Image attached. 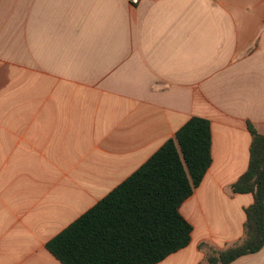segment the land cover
<instances>
[{
  "label": "crops",
  "instance_id": "1",
  "mask_svg": "<svg viewBox=\"0 0 264 264\" xmlns=\"http://www.w3.org/2000/svg\"><path fill=\"white\" fill-rule=\"evenodd\" d=\"M195 116L213 163L181 207L201 264L241 242L251 123L264 135V0H0V264L47 244ZM231 264H264V248Z\"/></svg>",
  "mask_w": 264,
  "mask_h": 264
},
{
  "label": "trees",
  "instance_id": "2",
  "mask_svg": "<svg viewBox=\"0 0 264 264\" xmlns=\"http://www.w3.org/2000/svg\"><path fill=\"white\" fill-rule=\"evenodd\" d=\"M252 135L248 171L236 193L252 194L241 242L211 250L201 264H231L264 248V135ZM211 121L192 117L136 172L47 244L62 264H158L189 246L181 213L213 163Z\"/></svg>",
  "mask_w": 264,
  "mask_h": 264
},
{
  "label": "built area",
  "instance_id": "3",
  "mask_svg": "<svg viewBox=\"0 0 264 264\" xmlns=\"http://www.w3.org/2000/svg\"><path fill=\"white\" fill-rule=\"evenodd\" d=\"M132 5H138L140 0H129Z\"/></svg>",
  "mask_w": 264,
  "mask_h": 264
}]
</instances>
